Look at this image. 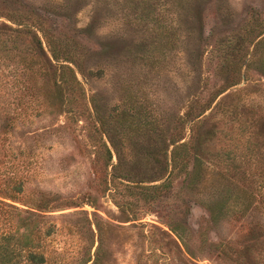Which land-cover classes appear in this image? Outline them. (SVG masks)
<instances>
[{
  "label": "rangeland",
  "instance_id": "1",
  "mask_svg": "<svg viewBox=\"0 0 264 264\" xmlns=\"http://www.w3.org/2000/svg\"><path fill=\"white\" fill-rule=\"evenodd\" d=\"M2 24L65 49L83 89L59 110L29 38L0 30V188L22 186L50 263L264 264V0H0ZM129 100L164 139L121 126Z\"/></svg>",
  "mask_w": 264,
  "mask_h": 264
},
{
  "label": "trees",
  "instance_id": "2",
  "mask_svg": "<svg viewBox=\"0 0 264 264\" xmlns=\"http://www.w3.org/2000/svg\"><path fill=\"white\" fill-rule=\"evenodd\" d=\"M0 30L5 32V35H2L5 39L3 40L4 44H7V42L10 41L16 44L17 42L19 43L24 41V38H29L30 46L27 49L33 51V53H31L32 55H36L37 51L38 55H36V61L35 58H31L30 60H28L29 62L24 65V70L26 69L31 75H34L35 62H37L38 59L39 63L41 64V67L39 69L44 81L42 84L44 85L45 92H49L47 83L50 78L53 77L55 92H58L59 110L62 109L64 105H68L65 104L64 100L68 101L67 96L69 94L70 96L76 95L78 98H80L81 93L83 92L82 85L77 79L74 69L70 66V64H73V60H71L69 56L70 54L67 53L65 49H57L55 46H52L53 44H51L50 38L46 37L47 39H49L47 42V44L49 45V57L47 55V52L43 49L41 40L36 34V31L33 32L31 29H26V27L21 26L18 28H12L7 24L0 25ZM259 44L261 45V42L258 43V46ZM51 61L57 63L58 65H54ZM261 62L264 66V54ZM45 103L50 106L49 99L46 98ZM141 109L142 104L135 100H129L124 109L120 111L121 114L117 113V116L121 118V120L119 121V123H122L121 126L126 130L129 129V131H132L131 134L135 136H141L142 138L155 137L158 139H164V137L166 136H164L163 130L160 129L161 126L159 122L152 115L143 114L145 112H142ZM70 112L72 114L78 113L75 110H71ZM98 120L103 125V121L100 117L98 118ZM165 139H167L172 145L175 143H180L181 140H184V138L177 136L175 133L171 136H167V138ZM102 146L103 148H105V154L107 153L108 156L105 158L102 157V164L99 165L96 162V166L100 170L104 167L107 168L111 166V155L109 153V150L107 149L105 144H102ZM183 146H185V144ZM172 162L177 163L174 153L172 154ZM205 171L206 170L204 168L203 162L195 158L191 171V180H196L201 176L203 177ZM95 175L100 185L109 183V174H102L101 171L98 172L96 170ZM170 175V172L165 175L164 182L168 180ZM111 178L112 179H110V181H113V179H115L116 177L111 176ZM119 178H124L125 181L135 184H141L145 182L144 178L140 179L139 177H133L132 175H126ZM157 179L161 180L162 178L159 176V178ZM150 181L153 182L157 180ZM164 187L165 185L162 184L159 187H153V190H159ZM134 189L138 190L140 189V186H135ZM24 197L25 196L23 195L22 186L20 184L14 186L9 192L4 191L0 188V198H2V200H0V264H52L45 254L44 245L42 243L43 238L41 239V234L43 236H47V231L39 230L38 220H35L30 216L23 217V214L29 213L28 210L22 211L13 205V203H25V200H23ZM5 200L10 201L11 204H7ZM39 203L33 204V207H37L36 210L45 209V204H43V206H40ZM222 211L223 207L218 206L215 210V213L217 215L219 213H222ZM224 211L226 213H231L230 216H234L236 219H240L241 215L243 214L241 212L243 210L228 211L227 209H225ZM99 250L100 244L96 249V254L99 252ZM82 262L83 264H89L92 261L89 257ZM54 264L57 263L54 262ZM58 264H66V262L60 260ZM91 264H97V259H95Z\"/></svg>",
  "mask_w": 264,
  "mask_h": 264
}]
</instances>
